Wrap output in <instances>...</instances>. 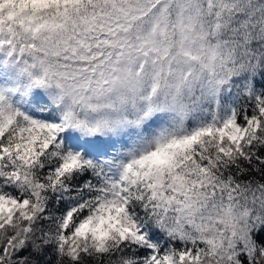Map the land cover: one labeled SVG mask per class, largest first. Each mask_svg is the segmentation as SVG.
<instances>
[{
	"label": "snow or ice",
	"instance_id": "obj_1",
	"mask_svg": "<svg viewBox=\"0 0 264 264\" xmlns=\"http://www.w3.org/2000/svg\"><path fill=\"white\" fill-rule=\"evenodd\" d=\"M117 188L109 264H264V0H0V264L62 254L49 189Z\"/></svg>",
	"mask_w": 264,
	"mask_h": 264
},
{
	"label": "clouds",
	"instance_id": "obj_2",
	"mask_svg": "<svg viewBox=\"0 0 264 264\" xmlns=\"http://www.w3.org/2000/svg\"><path fill=\"white\" fill-rule=\"evenodd\" d=\"M202 119L203 117L200 114H196V119H190L187 127L191 129ZM35 171L43 175L39 169ZM27 192V189L20 186L17 187L18 197L27 195ZM118 192L119 189L117 188L116 194L112 190H108L98 193H86L83 195L82 201H62L59 195L49 189L47 193L48 213H45V215L51 214L53 217L67 219V224L63 226L67 230L63 252L62 254L51 255L50 264H74L77 255L81 256V264H109V257L97 251V245L101 240H103L105 250L114 248L115 244L119 243L120 232L126 227H131V217H135L140 221L145 219L141 205L134 201H128L124 205L122 202L123 198H118ZM121 208L124 210L118 211ZM34 211L35 209L32 207L15 209L14 224L17 234H20L22 227L25 226L22 223L23 213H32ZM0 219L7 223V213ZM86 222L87 228L81 229L84 234H77L76 230ZM49 225L53 227V234H55L54 222L45 221V226ZM0 228H2V225H0ZM6 232L7 229L0 230V241L6 238ZM61 234H64V232L62 231ZM105 234L107 235L105 236ZM52 243L54 244L55 241H52ZM52 251L53 253L56 252L55 249Z\"/></svg>",
	"mask_w": 264,
	"mask_h": 264
},
{
	"label": "trees",
	"instance_id": "obj_3",
	"mask_svg": "<svg viewBox=\"0 0 264 264\" xmlns=\"http://www.w3.org/2000/svg\"><path fill=\"white\" fill-rule=\"evenodd\" d=\"M43 259H44L45 261H47L48 264H50V261L52 260V256H51V255H45V256L43 257Z\"/></svg>",
	"mask_w": 264,
	"mask_h": 264
}]
</instances>
